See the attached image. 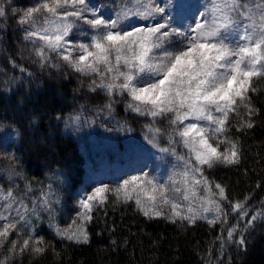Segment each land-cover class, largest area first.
Listing matches in <instances>:
<instances>
[{
  "label": "snow or ice",
  "instance_id": "snow-or-ice-1",
  "mask_svg": "<svg viewBox=\"0 0 264 264\" xmlns=\"http://www.w3.org/2000/svg\"><path fill=\"white\" fill-rule=\"evenodd\" d=\"M190 7L184 0H169L166 6L160 0H123L117 11L105 16L92 0H39L20 15L23 40L33 45L41 65L48 63L49 53H55L75 72L97 77L99 83L93 80L90 90L100 88L109 97L127 94L129 110L152 118L145 125L147 142L178 161L163 183L143 172L115 187L99 184L85 193L77 201L79 210L72 223L63 229L57 226L56 234L62 239L87 243L86 226L108 194L124 203L134 200L149 218L227 223L221 206L228 200L226 189L219 183L213 185L204 171L239 163L238 145L226 133L231 114L239 115L244 108L249 118L254 115L249 94L256 91L254 78L264 77V0H208L203 11L191 14ZM168 9L187 22L174 25ZM5 14L0 5V17ZM73 31L84 39L74 40ZM9 62L17 67L11 58ZM105 108H112L111 101ZM168 117L169 130L155 127L157 118ZM241 120V128L253 127L250 119ZM165 135L168 144L161 147L158 138ZM175 145L186 149V154L177 155ZM223 145L227 147L221 150ZM7 159L16 163L11 154ZM19 175L9 166V179ZM52 195L49 186L29 208L13 189L0 188V247L18 229L27 232L22 241H11L8 254L0 255V264H11L26 251L45 252L43 237L33 236L27 225L39 210H53ZM247 200L246 196L243 201L230 202V207L245 220V227H251L264 212L250 214ZM236 230L235 226L227 230L229 240ZM235 242L239 246L246 243L243 235Z\"/></svg>",
  "mask_w": 264,
  "mask_h": 264
},
{
  "label": "trees",
  "instance_id": "trees-1",
  "mask_svg": "<svg viewBox=\"0 0 264 264\" xmlns=\"http://www.w3.org/2000/svg\"><path fill=\"white\" fill-rule=\"evenodd\" d=\"M98 1L108 4L115 0ZM38 2L0 0L6 10L0 17V188L6 192L13 189L29 208L49 186L53 194V210H39L27 225L33 236L43 237L45 252L35 255L26 251L11 264H264V216L245 227L237 213L228 214L230 202L243 201L246 196L250 214L264 212V77L254 78L256 91L249 94L254 115L249 118L241 108L239 115L229 117L226 135L238 145L239 163L219 164L204 171L208 180L226 189L228 200L223 201V207L227 223L209 224L199 219L188 224L149 218L135 201L124 203L108 194L104 206L96 208L86 226L87 243L56 234L57 226L67 227L79 210L78 192L85 173L78 142L64 131L66 119L104 102L108 95L100 88L90 90L94 75L75 72L55 53H49L50 60L41 65L18 24L22 10ZM13 8L20 12L14 13ZM127 104L120 101L116 111L130 125L146 130L152 118H136ZM241 117L250 119L253 127L241 128ZM168 119L157 118L155 127L169 130ZM158 139L162 144L168 142L166 135ZM9 154L15 157V164L7 159ZM9 166L20 175L9 179ZM234 226L237 230L229 240L227 230ZM241 235L245 246L235 242ZM12 240L15 237L10 236L0 247V255L8 254Z\"/></svg>",
  "mask_w": 264,
  "mask_h": 264
},
{
  "label": "rangeland",
  "instance_id": "rangeland-1",
  "mask_svg": "<svg viewBox=\"0 0 264 264\" xmlns=\"http://www.w3.org/2000/svg\"><path fill=\"white\" fill-rule=\"evenodd\" d=\"M122 2L123 0H115L113 3L103 4L98 0H92V4L99 7L105 16H110L117 11L118 5ZM160 2L162 6H166L169 0H160ZM207 2L208 0H184V3L191 6L190 14L196 13L197 9L203 11L202 5H206ZM24 10H22L21 15ZM168 10L171 11L174 25L180 26L187 22L174 10ZM71 35L76 41L84 39L79 31H73ZM94 77L96 78L94 80L99 83L97 77L95 75ZM122 100L128 103L130 97L127 94L108 96L104 102L94 104L90 109L85 108L81 112L73 113L66 119L64 131L77 140L85 159L84 181L79 186L78 200L99 184L115 187L122 180L143 172H148L163 183L168 180L169 175L174 171V165L178 163L176 156L162 154L147 142L145 139L147 129L139 130L138 127L130 125L119 115L115 105L120 104ZM110 101L112 108L109 110L105 108V105ZM131 112L134 115L136 114V118L140 119L139 116L141 115ZM141 118L151 117L141 116ZM121 124L126 127L122 129ZM159 143L161 147L168 144L166 141L162 144L160 140ZM175 148L177 155H185L187 152L181 145H175ZM0 203L3 202L0 201ZM221 206L224 210L223 201ZM229 213L234 212L230 209ZM169 214L170 212L166 211V215ZM205 215L211 218L212 214L206 213ZM202 220L207 221L206 219ZM12 236L15 237V240L20 239L21 241L26 238L25 231L22 228L18 229L17 232H13Z\"/></svg>",
  "mask_w": 264,
  "mask_h": 264
}]
</instances>
